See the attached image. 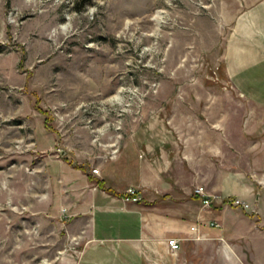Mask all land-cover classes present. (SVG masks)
I'll use <instances>...</instances> for the list:
<instances>
[{
    "label": "rangeland",
    "instance_id": "374dc122",
    "mask_svg": "<svg viewBox=\"0 0 264 264\" xmlns=\"http://www.w3.org/2000/svg\"><path fill=\"white\" fill-rule=\"evenodd\" d=\"M243 1L0 0V264H116L84 206L142 163L209 211L182 264H264V104L224 67Z\"/></svg>",
    "mask_w": 264,
    "mask_h": 264
},
{
    "label": "crops",
    "instance_id": "0c3cea01",
    "mask_svg": "<svg viewBox=\"0 0 264 264\" xmlns=\"http://www.w3.org/2000/svg\"><path fill=\"white\" fill-rule=\"evenodd\" d=\"M243 3L238 20L242 44L239 47L231 41L226 44L225 73L233 80L242 69V92L264 104V90L253 87L264 79V0ZM134 187L140 197L138 202H125L120 195L105 189H99V193L90 192H96L94 189L89 191L84 206V211L89 212L84 215L88 221L84 230L89 245L98 244V256L103 263L111 255L116 264H182L179 257L183 254L184 241L192 236L190 226L209 211L201 213L197 199L189 197V193H168L164 180L151 164L139 166L138 184ZM117 192L123 191L117 189ZM94 214L98 219L92 225ZM256 232L258 228L254 232L258 235ZM170 236L179 239L180 247L175 252L166 243Z\"/></svg>",
    "mask_w": 264,
    "mask_h": 264
},
{
    "label": "built area",
    "instance_id": "2783aa9c",
    "mask_svg": "<svg viewBox=\"0 0 264 264\" xmlns=\"http://www.w3.org/2000/svg\"><path fill=\"white\" fill-rule=\"evenodd\" d=\"M93 172L98 173V169L97 168L93 169ZM195 192L199 194L200 196H202V202L204 206L210 205V203L212 202V199L209 198V195H206L203 192L202 187H197L195 189ZM137 195L138 193H137L136 188H134L133 186H129L124 190L121 198L125 202H137L139 200V197ZM244 205L247 206V204H244ZM216 224H217L216 222L213 223V225H216ZM190 230L195 231L196 225L190 226ZM166 243L171 252H175L179 249V239L177 237H174V236L167 237Z\"/></svg>",
    "mask_w": 264,
    "mask_h": 264
},
{
    "label": "trees",
    "instance_id": "16d2710c",
    "mask_svg": "<svg viewBox=\"0 0 264 264\" xmlns=\"http://www.w3.org/2000/svg\"><path fill=\"white\" fill-rule=\"evenodd\" d=\"M78 9H79V7H78ZM70 164H71V163H70ZM98 186L102 187V183H101V181L98 182ZM110 191H111V190H110ZM112 193L117 194V195H120V193H115V192H113V191H112ZM120 196H121V195H120Z\"/></svg>",
    "mask_w": 264,
    "mask_h": 264
}]
</instances>
